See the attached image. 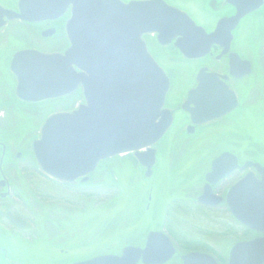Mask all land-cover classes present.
Returning a JSON list of instances; mask_svg holds the SVG:
<instances>
[{"label": "flooded vegetation", "instance_id": "1", "mask_svg": "<svg viewBox=\"0 0 264 264\" xmlns=\"http://www.w3.org/2000/svg\"><path fill=\"white\" fill-rule=\"evenodd\" d=\"M79 34L83 70L74 57L55 59ZM140 41L169 82L171 124L153 148L171 139V152L216 156L200 180L185 181L184 190L195 187L190 203L177 192L150 215L149 185L150 226L133 241L107 243L93 210L107 196L81 188L105 184L116 158L141 176L145 169L132 154L117 156L66 182L42 170L34 144L51 118L88 106L85 92L113 101ZM26 52L41 57L17 56ZM0 264H264V0H0Z\"/></svg>", "mask_w": 264, "mask_h": 264}, {"label": "water", "instance_id": "2", "mask_svg": "<svg viewBox=\"0 0 264 264\" xmlns=\"http://www.w3.org/2000/svg\"><path fill=\"white\" fill-rule=\"evenodd\" d=\"M144 31L140 21V34ZM83 53L84 40L79 34L73 49L55 59L66 62L74 57L76 68L83 70ZM30 55L41 57L33 52L17 56ZM79 82L83 85L82 74L75 76V87ZM168 86L166 75L146 54L140 41L137 63L123 80L113 101L107 96L92 102L85 92L88 106L81 105L72 114H60L46 122L40 140L34 144L37 162L48 175L72 182L93 170L101 160L133 154L145 169L146 178L151 177L155 164L152 147L171 124L170 113L163 109ZM216 166L217 161L206 175L208 182ZM205 189L209 191V186ZM156 235L160 236L152 233L149 237ZM131 251L133 249L128 248L125 253Z\"/></svg>", "mask_w": 264, "mask_h": 264}, {"label": "rangeland", "instance_id": "3", "mask_svg": "<svg viewBox=\"0 0 264 264\" xmlns=\"http://www.w3.org/2000/svg\"><path fill=\"white\" fill-rule=\"evenodd\" d=\"M189 146L198 147L200 144L194 137L187 141ZM210 146V144H206ZM206 148V147H205ZM157 150V164L152 171L151 180L146 176L139 174L142 170L134 167V164L127 159L116 158L108 161L109 165L105 171L106 183L102 185L87 184L81 188L80 193L88 192L92 195L105 194L107 196V203L97 209V215H102L105 220L106 242L107 243H126L133 241V235L141 234L144 228L149 227L150 223L147 221V213L145 207L147 206L148 186L153 187L152 201L150 203L149 214L158 216V212L166 211L171 201L179 198L175 194L178 192L179 196H183L182 201L189 202L191 197L186 198L187 195L195 193V187L189 186L192 183L186 184L185 190L183 185L188 179L200 180L204 174L209 170V162L211 156H216L214 153L200 154L192 150L189 154H181L179 150H174L173 141L168 139L160 145ZM138 171V172H137ZM148 179V180H146ZM150 180V181H149ZM104 183V180H100ZM95 183H99L96 181ZM100 183V184H101ZM193 185V184H192ZM78 193V192H77ZM194 197V196H192ZM112 198V199H110ZM94 205L93 199H91ZM192 201V200H191ZM188 204V203H187ZM115 206L114 209H112ZM101 209V210H100ZM120 209V210H119ZM105 210V211H104ZM101 212V213H100ZM147 217V218H146ZM196 217H183L184 224L187 227L195 226L198 222ZM155 222H161V218L155 219ZM117 233H122L117 235Z\"/></svg>", "mask_w": 264, "mask_h": 264}]
</instances>
